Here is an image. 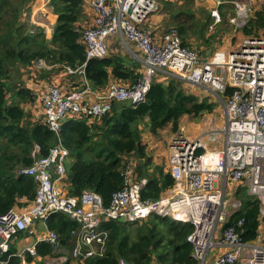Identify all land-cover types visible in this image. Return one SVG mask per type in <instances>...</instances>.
Returning a JSON list of instances; mask_svg holds the SVG:
<instances>
[{"label": "built area", "instance_id": "2783aa9c", "mask_svg": "<svg viewBox=\"0 0 264 264\" xmlns=\"http://www.w3.org/2000/svg\"><path fill=\"white\" fill-rule=\"evenodd\" d=\"M88 4L93 20L82 34L87 59L109 56L112 42H116L138 60L140 74L132 83L110 81L105 88L95 89L86 76V64L65 65V72L82 76L84 85L64 92L57 84L48 83L40 101L51 131L59 136L69 116L95 119L111 112L115 103L143 102L158 76H173L212 93L223 109L225 123L198 137H189L183 129L173 137L168 169L174 184L158 199L142 198L147 178H136L130 160L123 169V186L113 192L108 204L93 190L79 196L63 192L58 182L66 177L70 151L59 142L47 155L35 157L30 166L20 170L35 178L36 194L28 207L0 212V254L8 252L19 232L32 233L38 220L47 230L38 242L46 241L55 252L61 251L59 234L45 221L56 212L66 213L77 223L71 230V257L77 261L105 254L109 240L105 222H135L158 215L193 225L187 240L193 245L195 264H264L262 225L255 240L244 241L245 217L230 223L233 214L242 209V201L231 203L227 198L229 182L243 184L259 200L264 218V38H246L236 49L217 50L202 59L183 45L176 27L157 37L144 26L158 9L156 0H88ZM213 15L220 19L218 11ZM238 15L248 17L246 6H239ZM37 66L53 68L43 59ZM37 243L18 253L21 264H29L26 251L38 255ZM216 248L219 251L212 257L210 252ZM119 264L128 262L120 259Z\"/></svg>", "mask_w": 264, "mask_h": 264}, {"label": "trees", "instance_id": "16d2710c", "mask_svg": "<svg viewBox=\"0 0 264 264\" xmlns=\"http://www.w3.org/2000/svg\"><path fill=\"white\" fill-rule=\"evenodd\" d=\"M159 1L165 4L167 22L175 25L173 27L179 30L183 45L188 46L186 37L189 30L194 31L197 25L196 14L191 10H170L175 0ZM30 2L0 0V212L12 207L26 208L31 204L37 181L20 170L30 166L35 157L47 155L59 142L70 151L64 178L69 195L79 196L85 190H93L108 204L113 192L123 186L125 163L134 156L138 159L135 165L137 178L147 177L142 198H160L173 186L174 179L169 169L164 170L163 166L155 167L156 170L148 174L152 158L143 142L141 124L153 134L169 124L178 131L182 116L199 117L212 112L218 102L208 97L200 98L185 88L184 81L166 76V80L157 79L152 83L141 103L114 104L111 112L95 119L66 117L57 136L45 124L43 114L36 116L33 110L26 108L27 104L34 105L36 98L27 79L39 71L35 68L29 73L30 67L35 64L38 67L41 59L64 71L65 65L75 68L86 64L85 73L92 87L103 89L112 80L134 82L140 74V63L123 54L87 59L86 45L82 40L86 27L82 21L87 18L85 0H50L49 4L57 15L50 39L46 38L42 28L34 32L28 29L23 16L30 11ZM222 7L220 12L223 15ZM209 23L202 24V37ZM260 27L264 28V14L257 11L243 27V32L251 35L254 28ZM246 191L243 184L238 185L235 196L242 201V209L233 214L230 223L245 217L242 237L244 241H253L264 224V218L260 216L259 200L247 195ZM147 219L136 228L134 225L139 221L105 222L103 228L109 230L105 254L76 263L119 264V260L124 259L128 264H195L193 245L187 240V235L193 230L191 223L169 216L151 215ZM45 221L49 229L59 234L61 247L72 250L74 237L71 230L77 227V223L64 212L53 213ZM26 232L16 234L8 252L0 254V264H21L16 244ZM36 251V257L26 251L25 260L31 263L38 256L61 255L46 241L38 242ZM36 264L44 263L37 260ZM63 264H71V260Z\"/></svg>", "mask_w": 264, "mask_h": 264}, {"label": "rangeland", "instance_id": "374dc122", "mask_svg": "<svg viewBox=\"0 0 264 264\" xmlns=\"http://www.w3.org/2000/svg\"><path fill=\"white\" fill-rule=\"evenodd\" d=\"M158 4V9L154 11L144 24L145 27H150L149 21L150 18L155 15H163V22L162 26L158 28L157 33L158 35H162L165 31H167L170 27L175 26L170 21L167 22L168 14L165 11V4L156 0ZM50 0H31L29 4L30 10L28 13H24V21L28 25V29L42 28L46 34V38L50 39L52 35L53 29V17L57 16L53 14V11L49 10L52 7L49 4ZM223 4V5H221ZM222 7L223 15L220 12V7ZM39 6V7H37ZM239 6L245 7L248 13V17L240 18L238 15ZM41 7V8H40ZM40 8V9H38ZM38 9V10H37ZM48 9V10H47ZM53 10V9H52ZM170 10H191L196 14L198 18L196 23V27L194 31L189 30L187 38L188 47L196 51L198 55L202 59H206L209 56L213 55L217 50H230L236 49L241 46V43L244 39L250 37H258L264 38V28H254V33L251 35H247L243 32V27L253 19L254 15H256L257 11H262L264 14V0H175L174 3L171 5ZM214 11H218L220 19H217L216 16L213 15ZM50 12V13H49ZM210 14V18H209ZM57 18V17H56ZM32 19H35L34 21ZM192 21V20H191ZM210 22L205 30V36L202 37L201 35V26L203 23ZM39 23V24H36ZM36 27V28H35ZM149 29H152L149 28ZM155 33V32H154ZM206 39L208 41H206ZM121 50L125 55H128L127 51L122 47ZM129 56V55H128ZM39 63V62H38ZM37 68L39 71L34 72L33 74L29 75L28 81H36L41 80L43 78H47L48 73L51 72L52 74L61 73V69L57 67L54 70L48 71L46 68L30 67L28 69L29 73ZM48 72V73H47ZM44 74V76H42ZM48 75V76H47ZM70 75H64V77H69ZM158 80L163 79L166 80L164 76H158ZM120 83H126L125 81H121ZM185 88L189 90V92H194L200 98L208 97L211 100L214 99V95L208 91H205L203 88L200 87H192L190 85H185ZM117 104V103H115ZM34 109H36L33 106ZM37 117H35L36 119ZM225 123V116L223 114V109L220 107L218 103L217 107L212 112H206L200 115L199 117H194L192 115H184L180 119V126L178 131H174L169 124L162 130H160L157 134L151 133L148 128L142 123L141 127L143 128V142L147 145V153L152 158V165L148 171V174L155 171L158 166H163L164 170L169 168V153H170V143L175 135H178L182 129L183 132L188 135L189 137H198L205 132L210 131L213 128H221ZM68 160H70L68 158ZM131 160V159H129ZM136 164V163H135ZM67 166V162H66ZM155 169V170H154ZM137 174V173H136ZM138 174L136 175L137 178ZM143 178H147L144 176ZM64 181L59 182V186L62 188ZM237 184H232L229 182L227 187V198L229 202L234 203L239 199L235 196V192L237 189ZM247 195H250L246 191ZM251 196V195H250ZM146 220H140L138 225H134L136 228L143 224ZM36 233L31 234L30 231L26 232L22 238H20L17 242H19V247L17 246L18 253L26 250L28 244L33 243L36 239V235L43 236L47 232L46 228L42 225L41 222L38 223V227L36 224ZM220 228V226H219ZM33 231V228H31ZM261 234L264 235V224L261 228ZM25 247V248H24ZM22 248V249H21ZM20 249V250H19ZM219 251L218 248L212 250L211 256L213 257L215 253ZM60 252L61 255L59 256H46V257H37V260H42L44 264H63L64 262L71 260V264H77L76 261L71 257V248L66 247L65 249L62 248ZM57 253V252H56ZM63 256V257H61ZM36 259L29 263V264H36Z\"/></svg>", "mask_w": 264, "mask_h": 264}, {"label": "crops", "instance_id": "0c3cea01", "mask_svg": "<svg viewBox=\"0 0 264 264\" xmlns=\"http://www.w3.org/2000/svg\"><path fill=\"white\" fill-rule=\"evenodd\" d=\"M37 7H39V6H37ZM40 8H38V9H40ZM84 8H85V10H84L85 11V15H86L87 18H85V20L82 21V24L85 27V26L89 25L92 22V20H93V11H92V9L90 8V6L88 4V0H85ZM49 10L53 11L52 8L49 9ZM53 14H55V13L53 12ZM56 17L57 16H54L53 17V20H52L53 21V23H52L53 24V29H54V27L56 25ZM162 22H163V15H155L154 14L150 18V21H149V24H148L150 26L149 28L152 27L151 30H153L155 32V34H156L157 37H160L161 36V35H158L157 30H158L159 27L162 26ZM53 29H52V32H53ZM122 51L123 50H121V47H120V45L118 43L112 42V45H111V48H110V52H111L110 54H123V55H125L123 53L124 51L123 52ZM128 55L133 60L138 61L135 58H133V56H131L130 54H128ZM56 68L57 67L52 68L50 70H54L55 71ZM50 70H48V71H50ZM60 71H61L60 74L56 73V71H55L54 74H52V73L49 72L50 73V76H48L47 78H43L41 80H36L35 82L32 81V80H29L27 82L28 86L34 91V93L36 95V98H35L34 105L33 104H27L26 108L29 111L33 110L36 116L43 114V108H42V104H41V101H40V96L42 95L44 89L46 88V86L48 85L49 82L57 84L58 86L61 87V89L64 92L75 91V90H78L81 87H83V85H84V79H83L82 76L75 74V75H70L71 77L70 76L69 77H64V75H68V74L64 70H60ZM160 81H164V80L163 79H160ZM33 106L36 109H34ZM131 157L132 158H130L131 159L130 161L133 162L134 164L135 163L137 164L138 163V159H136V157H134V156H131ZM169 157H170V153H169ZM62 181H64V179ZM59 182H58V184H59ZM63 185H64L63 188L60 186L63 189V192L68 193V189H67L68 186H67V183L65 181L63 182ZM19 209H21V208H19ZM39 222L42 223V221H36L35 222V224H36L37 227H38V223ZM42 225H43V223H42ZM32 228H33V231H32L31 234H35L36 233V227L33 226ZM39 236L40 235H38V236L36 235L35 241L33 243L28 244L27 246H30V245H33V244L37 243L39 241V238H40ZM17 245L19 247V242H17ZM27 246H25V247H27Z\"/></svg>", "mask_w": 264, "mask_h": 264}, {"label": "water", "instance_id": "95a60500", "mask_svg": "<svg viewBox=\"0 0 264 264\" xmlns=\"http://www.w3.org/2000/svg\"><path fill=\"white\" fill-rule=\"evenodd\" d=\"M120 221H124L123 219H121Z\"/></svg>", "mask_w": 264, "mask_h": 264}]
</instances>
